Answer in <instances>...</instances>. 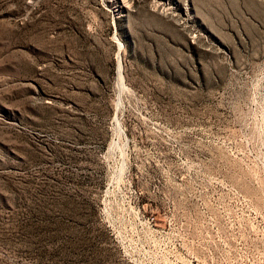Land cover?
Masks as SVG:
<instances>
[{
    "label": "rangeland",
    "instance_id": "rangeland-1",
    "mask_svg": "<svg viewBox=\"0 0 264 264\" xmlns=\"http://www.w3.org/2000/svg\"><path fill=\"white\" fill-rule=\"evenodd\" d=\"M0 264H264V0H0Z\"/></svg>",
    "mask_w": 264,
    "mask_h": 264
}]
</instances>
